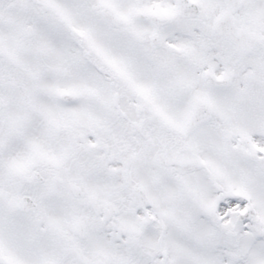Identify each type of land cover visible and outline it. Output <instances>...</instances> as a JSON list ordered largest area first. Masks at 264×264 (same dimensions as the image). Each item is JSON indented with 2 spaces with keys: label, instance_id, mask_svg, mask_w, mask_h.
Masks as SVG:
<instances>
[{
  "label": "snow or ice",
  "instance_id": "6c2138e0",
  "mask_svg": "<svg viewBox=\"0 0 264 264\" xmlns=\"http://www.w3.org/2000/svg\"><path fill=\"white\" fill-rule=\"evenodd\" d=\"M0 264H264V0H0Z\"/></svg>",
  "mask_w": 264,
  "mask_h": 264
}]
</instances>
